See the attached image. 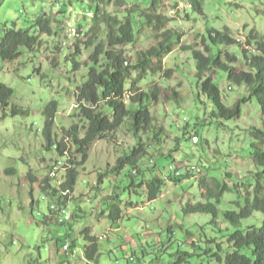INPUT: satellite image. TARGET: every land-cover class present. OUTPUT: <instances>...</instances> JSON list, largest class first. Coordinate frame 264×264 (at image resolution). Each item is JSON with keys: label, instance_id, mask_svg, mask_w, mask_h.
Here are the masks:
<instances>
[{"label": "rangeland", "instance_id": "rangeland-1", "mask_svg": "<svg viewBox=\"0 0 264 264\" xmlns=\"http://www.w3.org/2000/svg\"><path fill=\"white\" fill-rule=\"evenodd\" d=\"M88 2L0 0V22H16L19 27H29L32 20L47 13L56 18L55 28L59 27L61 36L67 38L63 39V49L58 52L53 48L55 36H44V48L41 50L34 53L26 51L13 62H4L0 58V83L14 90L6 106V116L0 108V264H221L206 253L215 246L208 239L217 236L210 223L213 217L209 214L188 215L183 211L187 204H195L202 199L198 180L195 177L182 178L178 182L168 180L171 159L165 156L172 153L176 162H172V172L180 171L183 176L188 168L205 166L210 177L223 178L228 171L240 178L253 168L250 163V129L260 126L261 112L257 103L252 102L246 105L241 118L218 119L213 116L216 109L206 98L203 97L206 104L194 101L190 83L186 80L190 81V77L185 79L177 72L163 86L178 87L182 83L185 108L176 109L163 100L164 104H156L155 114L158 125H164L166 143L159 144L154 135L146 141L152 159L144 169L148 171L147 177L159 174L166 180L160 197L151 202L145 195L138 196L129 191L131 179L126 174L131 167L119 174L108 172L119 157L136 145L135 137L125 126L109 139L94 142L86 162L77 167L79 177L68 205H71L70 212L74 216L78 207H82L84 212L79 213V220L73 219L72 227L55 224L53 220L48 224L41 222L44 215L50 214L52 200L49 203L48 199H43L45 194L38 183L32 184L29 174L42 180L51 173L56 161L68 160L56 150L44 149L43 130L47 118L44 111L49 103L57 102L53 129V137L57 140H61L64 129L71 128L76 121L87 124V121L83 123L81 119H75V114L79 112L76 91L86 80L88 68L83 65L75 70L73 61L65 59V52L72 53L79 44L83 54L76 56V60L85 62L89 57L92 48L84 44L89 37L79 33L78 29L87 14ZM162 3L161 11L176 20L168 27H177L185 32H191L192 25L198 30L203 29L204 18L197 19L195 25V19L186 17L188 3L180 0H162ZM62 8H65L63 12ZM205 11L209 14L210 23L220 27L231 26L242 39L253 28L264 35V0H205ZM190 12L197 15L192 9ZM195 37L191 34L189 39H183L182 44L191 45ZM155 44L153 31L146 27L139 34L137 44L130 49H148ZM179 47L180 44L175 45V50ZM174 53L165 57L167 66L173 64ZM186 57L183 54L179 60L184 62ZM194 66V60L185 64L188 71L194 70ZM155 78L160 79V75H150L145 83L159 80ZM219 84L222 91L229 93L226 100L229 105L241 96L243 90L245 92L244 87L237 85L230 90L226 77ZM165 94L171 95V91L163 88ZM12 104L28 113L13 115L10 111ZM187 124L190 131L198 132L199 136H194L193 140L187 141L185 131L181 129ZM176 137H181L180 150L172 152V148L178 145ZM76 160L82 161L81 154L76 156ZM154 167L155 172H152L150 168ZM136 170L135 174H138ZM65 171H58L62 180ZM198 173L196 171L195 176ZM141 190L145 193V187ZM114 191L120 193L124 209V217L115 224L109 219L108 211L107 214L102 213L104 198ZM229 196L232 195L227 194L226 198ZM128 201L134 202V206H125ZM229 201L226 199L219 205L220 219H223L222 211L228 207ZM40 213L43 215L39 216ZM227 226L222 223L223 228ZM86 227H91L92 234L99 238L100 252L94 261H89L84 255L87 242L81 232ZM68 238L70 251L63 248Z\"/></svg>", "mask_w": 264, "mask_h": 264}, {"label": "trees", "instance_id": "trees-1", "mask_svg": "<svg viewBox=\"0 0 264 264\" xmlns=\"http://www.w3.org/2000/svg\"><path fill=\"white\" fill-rule=\"evenodd\" d=\"M180 1L189 4L186 17L195 19L193 24L197 25V19L204 18L206 22L202 30L194 25L191 26V32L168 27L176 20L161 11L162 0H89L85 19L78 27L79 33L89 37L84 42L88 48H92L89 57L85 62L76 60V56L83 54L79 44H76V50L72 53L65 52V59L73 61L75 70L83 65L88 68L86 80L76 91L79 112L75 114V119H81L83 123L87 121V124L76 121L71 128L64 129L61 140L55 139L53 129L57 102L49 103L44 111L47 117L43 130L46 140L44 149L56 150L68 160L56 161L51 173L44 179L38 180L29 174V180L32 184L38 183L40 190L52 200L51 204L59 208L58 213L64 216L63 208L69 212L71 209L68 201L77 185V167L88 159L92 144L97 140L109 139L120 128L127 126L136 139V145L119 157L108 172L119 174L131 167L126 174L131 179L129 191L138 196L145 195L151 202L157 200L166 180L159 174L147 177L148 171L144 169L152 159L146 141L154 135L159 144L166 143L163 138L166 135L164 125H158L155 114L156 104H164L161 102L163 100L176 109L185 108L182 83L178 87L163 86L177 72L184 78L190 77V81L185 79L190 83L194 101L206 104L203 97L206 98L216 109L213 116L218 119H239L247 104L256 102L259 106L260 126L250 129V163L253 168L240 178L238 174L228 171L223 178L210 177L205 166L188 168L187 174L183 176L180 171L172 172V162L176 163L172 153L165 158L171 159L168 180L178 182L182 178L195 177L199 182L201 201L187 204L183 211L188 215L209 214L213 217L210 223L217 236L208 239L215 246L206 253L221 264H264V35L253 28L242 39L230 26L220 27L209 22L205 0ZM190 9L197 15L192 14ZM54 19L51 14L45 13L32 20L29 27H19L16 22H0V58L4 62H13L26 51L37 52L44 48V36H55L54 52L61 51L63 39L67 38L61 36L59 27L55 28ZM146 27L153 31L156 44L148 49L133 51L130 47L137 44L139 34ZM191 34L196 36L194 42L191 45L182 44L183 39H189ZM177 44L180 47L175 50ZM172 52H175L174 62L167 66L165 57ZM183 54L187 56L184 62L179 60ZM190 60L195 61V66L194 70L188 71L185 64ZM150 75H160V79L157 78L159 80L152 84L145 83ZM224 77L229 81L230 90L234 85L245 88V94L243 90L232 105L226 102L229 93L222 91L219 84ZM163 88L169 89L171 95H163ZM13 94L12 87L0 83V108L4 116L7 115L6 106ZM10 111L13 115L28 113L15 104L11 105ZM189 128L188 124L181 128L185 131L187 141L199 136L198 132L190 131ZM180 138H175L178 145L172 148V152L180 150ZM78 154L82 156L81 162L76 160ZM59 162L63 164L59 166ZM62 167L66 168L63 180L58 175ZM156 167L150 168L151 171L155 172ZM136 169L138 174H135ZM196 171L199 172L197 176ZM53 172L56 174L51 175ZM101 182L97 185L98 190ZM143 187L145 193L141 190ZM227 194L232 196L226 198ZM226 199L230 201L222 211L223 220L220 219L219 205ZM122 203L118 191L103 200L102 213L107 214L108 211V217L114 224L124 217ZM125 206L133 207L134 202L128 201ZM80 212L84 211L79 206L76 215L71 214V220L65 219L63 225L69 227L73 219L78 221ZM50 220L49 216H44L41 222L48 224ZM65 221L67 223L64 224ZM222 223L228 226L223 228ZM81 233L87 242L85 257L89 261L96 260L100 252L99 238L92 234L91 227L84 228Z\"/></svg>", "mask_w": 264, "mask_h": 264}, {"label": "clouds", "instance_id": "clouds-1", "mask_svg": "<svg viewBox=\"0 0 264 264\" xmlns=\"http://www.w3.org/2000/svg\"><path fill=\"white\" fill-rule=\"evenodd\" d=\"M231 27V26H230ZM232 28V27H231ZM62 170H66V168H64V167H62L61 168ZM66 172V171H65ZM51 175H53V174H51ZM44 197H45V199H44ZM43 199L44 200H47L48 199V201H49V203H50V199L48 198V197H46L45 195L43 196ZM55 206V208L56 209H52L51 207L52 206ZM49 209H50V214H46V215H44V216H49L52 220H53V222L55 223V224H60V225H63V222H61L60 221V214L58 213V207L55 205V204H49ZM64 209V208H63ZM69 212V211H68ZM69 214H70V219L68 220V221H70L71 220V212H69ZM43 214H41V215H39V216H42ZM52 220H50V221H48V223L49 222H51ZM65 223H67L66 221L64 222V224ZM69 236V235H68ZM68 240H69V238L67 239V242L63 245V248L66 250V251H70L71 250V247L69 246V244H68ZM66 245L68 246V248H66ZM85 252V251H84ZM85 255V254H84ZM132 260L134 261V257L132 258Z\"/></svg>", "mask_w": 264, "mask_h": 264}, {"label": "built area", "instance_id": "built-area-1", "mask_svg": "<svg viewBox=\"0 0 264 264\" xmlns=\"http://www.w3.org/2000/svg\"><path fill=\"white\" fill-rule=\"evenodd\" d=\"M62 164H63L62 162H59V166H61ZM52 174L55 175L56 172H53ZM44 199H45V197H44ZM51 208L53 210L56 209L54 205ZM62 213L65 214V215L64 216L60 215V221L61 222H63L65 219L66 220H69L70 219V214H69V212L66 209H63L62 210ZM39 215H41V213Z\"/></svg>", "mask_w": 264, "mask_h": 264}, {"label": "bare ground", "instance_id": "bare-ground-1", "mask_svg": "<svg viewBox=\"0 0 264 264\" xmlns=\"http://www.w3.org/2000/svg\"><path fill=\"white\" fill-rule=\"evenodd\" d=\"M66 248H68V246L66 245Z\"/></svg>", "mask_w": 264, "mask_h": 264}]
</instances>
